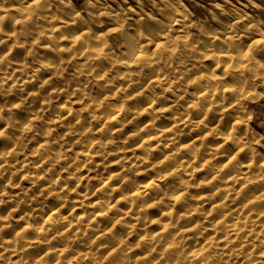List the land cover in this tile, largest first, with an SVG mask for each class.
Masks as SVG:
<instances>
[{
  "label": "clouds",
  "instance_id": "9594fccd",
  "mask_svg": "<svg viewBox=\"0 0 264 264\" xmlns=\"http://www.w3.org/2000/svg\"><path fill=\"white\" fill-rule=\"evenodd\" d=\"M0 264H264V0H0Z\"/></svg>",
  "mask_w": 264,
  "mask_h": 264
}]
</instances>
